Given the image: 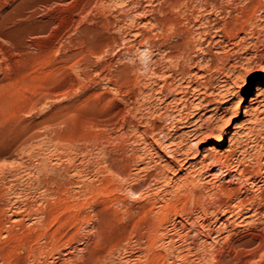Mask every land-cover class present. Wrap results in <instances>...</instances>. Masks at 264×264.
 Listing matches in <instances>:
<instances>
[{
  "label": "rangeland",
  "instance_id": "obj_1",
  "mask_svg": "<svg viewBox=\"0 0 264 264\" xmlns=\"http://www.w3.org/2000/svg\"><path fill=\"white\" fill-rule=\"evenodd\" d=\"M5 7L0 264H264V0Z\"/></svg>",
  "mask_w": 264,
  "mask_h": 264
},
{
  "label": "bare ground",
  "instance_id": "obj_2",
  "mask_svg": "<svg viewBox=\"0 0 264 264\" xmlns=\"http://www.w3.org/2000/svg\"><path fill=\"white\" fill-rule=\"evenodd\" d=\"M10 0H0V43L2 42V40H6L8 42L5 43V46L4 48H0V55L2 56H12V47L11 46V43H12V39H11V35L12 33L14 32L13 29H14V26L13 24L14 23V16H16V14H14L13 11L9 10V11H3L4 7L8 4ZM6 8V7H5ZM31 11V10H30ZM20 12V11H19ZM18 17V16H17ZM28 17V16H27ZM33 18V17H32ZM18 19V18H17ZM16 19V20H17ZM29 20V19H28ZM13 31V32H12ZM14 34V33H13ZM13 37V36H12ZM35 37V36H34ZM37 38V37H36ZM5 42V41H4ZM2 44V43H1ZM7 44V45H6ZM16 53V52H15ZM19 55V54H18ZM6 57H4L5 59ZM7 59V58H6ZM186 70V69H185ZM182 73V72H181ZM176 74V73H175ZM178 74V73H177ZM8 76V75H6ZM178 77V76H177ZM19 78V77H17ZM174 78V77H173ZM179 78V77H178ZM189 78V77H188ZM182 82V80H181ZM181 84V83H179ZM184 86H187L184 85ZM165 87V86H164ZM168 87V86H167ZM178 87V86H177ZM171 89H174V88H171ZM163 90V89H162ZM176 90H178V92L180 94H187L188 92L190 93V88H186V87H180L179 89L177 88ZM207 90V89H206ZM175 91V90H174ZM200 91V90H199ZM201 92V91H200ZM174 93V92H173ZM177 93V92H176ZM174 95H177V94H174ZM181 96V95H180ZM184 96V95H183ZM187 96V95H185ZM184 96V97H185ZM178 98H176L178 101V104L180 103V107L179 105L177 104L176 107H177V114L179 116H181V114L183 113L184 111V115L181 117V121H178V119L174 120L172 122L173 125H176L174 123H180L182 126L184 127H189L188 130L186 131V133L184 134L186 137L187 136H194V142L197 144V145H200L202 142H204V136H200L201 135V132H202V129L204 127V123H199V124H195L193 121H192V118L194 116L193 113V110L190 109V106L189 105V101L187 102V100H183L181 99V97L177 96ZM189 97V96H188ZM176 101V100H175ZM199 103V102H198ZM225 107V106H224ZM192 108V107H191ZM202 108V107H201ZM234 116H237V114H235ZM174 118V117H172ZM175 119V118H174ZM229 120V119H228ZM196 122V121H195ZM197 123V122H196ZM226 124V123H225ZM172 125V126H173ZM171 126V127H172ZM176 127V126H175ZM207 127V126H205ZM162 131V130H161ZM213 131H211L210 133H208L206 136H209V137H217L218 139H222V142L220 144H222L223 142H225L226 140H224V134L226 133V127H223L221 129H219L216 133H214ZM165 137H169L170 134H169V131L167 132H164L163 134ZM183 135V134H182ZM184 135L182 137H184ZM185 138V137H184ZM189 138V137H187ZM216 138V139H217ZM230 139L232 138V135L229 137ZM215 139V138H214ZM169 140V138H168ZM172 140V139H171ZM180 140V139H179ZM182 140V139H181ZM192 140V141H193ZM232 140V139H231ZM190 147V146H189ZM184 148V147H183ZM191 148V147H190ZM176 149V148H175ZM176 154H184L185 157L188 156V151L187 149H182V148H179L176 149ZM211 156V155H210ZM215 156V155H214ZM174 158V157H173ZM213 158V157H212ZM175 159V158H174ZM187 159V158H186ZM218 161V160H217ZM213 162V161H212ZM216 162V161H215ZM171 163H174L171 162ZM217 164V163H216ZM220 164V163H219ZM171 165V164H170ZM221 166V165H220ZM233 169V168H232ZM235 170V169H234ZM241 202V201H240ZM241 206V205H240ZM255 207V206H254ZM233 210V209H232ZM253 212V211H252ZM248 222V221H246ZM248 225V224H247Z\"/></svg>",
  "mask_w": 264,
  "mask_h": 264
}]
</instances>
